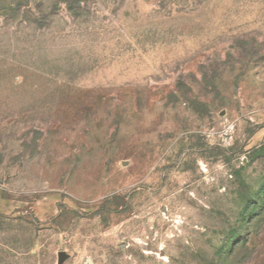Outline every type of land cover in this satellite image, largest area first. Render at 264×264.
<instances>
[{"label": "rangeland", "instance_id": "rangeland-1", "mask_svg": "<svg viewBox=\"0 0 264 264\" xmlns=\"http://www.w3.org/2000/svg\"><path fill=\"white\" fill-rule=\"evenodd\" d=\"M264 264V0H0V264Z\"/></svg>", "mask_w": 264, "mask_h": 264}, {"label": "water", "instance_id": "water-1", "mask_svg": "<svg viewBox=\"0 0 264 264\" xmlns=\"http://www.w3.org/2000/svg\"><path fill=\"white\" fill-rule=\"evenodd\" d=\"M69 257V255L62 251L59 253V264H63L65 262V260Z\"/></svg>", "mask_w": 264, "mask_h": 264}]
</instances>
